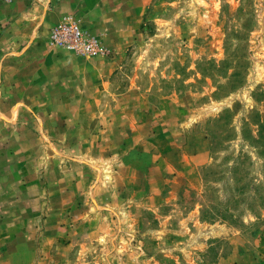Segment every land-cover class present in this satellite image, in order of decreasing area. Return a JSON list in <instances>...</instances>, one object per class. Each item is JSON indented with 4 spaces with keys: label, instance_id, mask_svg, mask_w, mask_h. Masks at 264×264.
<instances>
[{
    "label": "rangeland",
    "instance_id": "rangeland-1",
    "mask_svg": "<svg viewBox=\"0 0 264 264\" xmlns=\"http://www.w3.org/2000/svg\"><path fill=\"white\" fill-rule=\"evenodd\" d=\"M80 1L0 0V264H264V0Z\"/></svg>",
    "mask_w": 264,
    "mask_h": 264
},
{
    "label": "built area",
    "instance_id": "built-area-1",
    "mask_svg": "<svg viewBox=\"0 0 264 264\" xmlns=\"http://www.w3.org/2000/svg\"><path fill=\"white\" fill-rule=\"evenodd\" d=\"M52 45L85 57L101 52L99 42L74 17L65 18L51 29L48 36Z\"/></svg>",
    "mask_w": 264,
    "mask_h": 264
},
{
    "label": "crops",
    "instance_id": "crops-1",
    "mask_svg": "<svg viewBox=\"0 0 264 264\" xmlns=\"http://www.w3.org/2000/svg\"><path fill=\"white\" fill-rule=\"evenodd\" d=\"M57 1L51 10L45 14L48 20L45 18L44 22L52 24L54 26L58 22L63 21L66 17L76 14L80 12L81 9V1L80 0H52ZM50 30V29H49ZM49 32V31H48ZM18 44V42H17Z\"/></svg>",
    "mask_w": 264,
    "mask_h": 264
}]
</instances>
